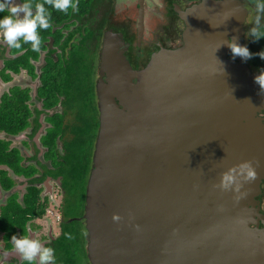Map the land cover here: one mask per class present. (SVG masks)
<instances>
[{"label": "water", "instance_id": "obj_1", "mask_svg": "<svg viewBox=\"0 0 264 264\" xmlns=\"http://www.w3.org/2000/svg\"><path fill=\"white\" fill-rule=\"evenodd\" d=\"M177 12L185 46L162 49L142 71L106 35L85 214L90 262L264 264V92L259 72L228 47L247 46L251 10L244 0H201ZM246 162L255 181L237 175L239 191L222 188ZM0 254V264L21 258Z\"/></svg>", "mask_w": 264, "mask_h": 264}, {"label": "flooded vegetation", "instance_id": "obj_2", "mask_svg": "<svg viewBox=\"0 0 264 264\" xmlns=\"http://www.w3.org/2000/svg\"><path fill=\"white\" fill-rule=\"evenodd\" d=\"M200 1L73 0L78 10L69 8L67 12H62L52 8L47 0H30L33 5L43 4L50 13L49 27L37 28L41 41L40 51H32L31 42L25 43L23 38L18 40L19 48L9 47L0 41V108L4 104V97L11 96L14 88H20L24 91V106H28L32 112L31 126L17 136L21 137L22 144L15 147L20 149L24 157V174L17 176L9 167L0 165V178L1 171H7L8 177L16 182L13 188L6 190L0 180V191L3 193L0 212L1 208L9 205L15 194L19 196V202L24 200V214L27 213L24 216V238L34 239L43 247L55 249L66 234L77 232L82 239V247L88 253L89 232L85 214L95 150L92 168L76 167L78 165L72 159L74 151L80 154L87 149L75 147L71 142L65 145L59 141V152L50 155L44 139L52 128L51 118L61 114L64 124H77L73 107L68 106L66 97L60 95L57 87L62 83L66 88L75 77V66L85 70L88 87L96 93L100 122L98 87L101 80L106 78L103 74L106 35L113 32L118 36L109 42H122L120 49L126 59L134 70L142 71L162 49L176 51L185 46L183 34L186 24L180 18L177 7L188 10ZM22 2L11 0L9 6ZM32 11L34 16L35 8ZM6 14L7 11L0 13V16ZM20 17H23V13H20ZM14 69H19V72ZM16 80L20 84L12 86ZM49 92L52 98L45 96ZM13 138L16 137L0 132V140L12 143L11 148ZM65 140H71V135L65 136ZM262 188L263 194L259 200L264 214V184ZM30 194L32 198L28 202L33 209L28 208L26 200ZM0 232L3 234L0 253L14 251L15 248L7 246L4 233ZM19 238L22 239L21 236ZM87 255L90 262L89 253ZM2 259L3 256L0 261ZM6 263L39 264V256L32 262L11 257Z\"/></svg>", "mask_w": 264, "mask_h": 264}, {"label": "trees", "instance_id": "obj_3", "mask_svg": "<svg viewBox=\"0 0 264 264\" xmlns=\"http://www.w3.org/2000/svg\"><path fill=\"white\" fill-rule=\"evenodd\" d=\"M244 1L251 10L247 24L246 45L249 51L255 54L264 50V39L256 41L250 34V30L253 28L259 32H264V11L259 10L257 7L262 0ZM22 60L24 61L23 58ZM248 64L256 72H259L260 68H264V60L257 55L249 59ZM14 70L17 73L19 72V69ZM74 70L75 77L69 81L66 88L61 83L57 89L60 90V95L66 97L68 106L73 107V115L77 124L71 126L64 124L61 114L51 118L53 125L49 130L48 136L44 139V144L49 147L50 155H53L52 153L54 152H59L57 147L59 141L65 145L71 142L75 147L85 148L87 149L85 153L78 154L75 150V156L71 154L72 159L78 165L76 167L92 168V156L100 127L96 93L88 87V78L85 76V70L82 71L76 66ZM45 96L52 98L50 92ZM68 114L69 110L66 112V115ZM31 116V110L28 109V106H24V91L20 88H14L11 96L6 95L4 97V104L0 108V132H6L12 137L21 135L24 130L31 126ZM68 135H71V140H65V136ZM11 144L8 141L0 140V165L9 167L15 175L22 176L24 174V157L20 149L11 148ZM27 174L29 175L30 173L27 171ZM0 180L1 185L6 190L13 188L16 183L13 178L8 177L7 171H1ZM31 198L32 194L26 196L28 208L33 209L30 202H28V199L30 200ZM26 214H24V200L22 203L19 202L17 194L9 201V205L1 209L0 230L4 233L9 248H14L13 237L18 238L21 236L22 239L24 238V225L26 224L24 216ZM80 242H82V239L77 232L66 234L54 249L56 264H91L88 260V253Z\"/></svg>", "mask_w": 264, "mask_h": 264}, {"label": "clouds", "instance_id": "obj_4", "mask_svg": "<svg viewBox=\"0 0 264 264\" xmlns=\"http://www.w3.org/2000/svg\"><path fill=\"white\" fill-rule=\"evenodd\" d=\"M48 4L55 10L67 12L69 8L73 11L78 10L77 4L73 0H47ZM11 0H0V13L7 11L8 14L0 16V37L2 42L6 43L9 47L19 48L18 40L23 38L25 43L31 42L32 51H40V38L37 33V28L46 29L49 27V15L45 10L43 4L33 5L30 0H23L19 4H11ZM258 9L264 11V0L257 5ZM35 8V15L33 16L32 9ZM23 13V17H20ZM250 34L256 41L264 39V32H259L253 28ZM233 57L239 56L246 62L252 59L254 55L259 56L264 60V50L259 53L253 54L249 51L247 46H242L231 40L228 42ZM254 83L258 84L261 91L264 92V68L259 69V74L254 76ZM237 175L242 176L244 180L252 182L257 178L255 168L251 163H243L239 166V172L235 169L229 170L222 177L221 187L229 189L236 185L235 190L239 191L240 187L237 184ZM118 219V217H117ZM13 245L21 259L24 261L32 262L34 258L39 256V264H56L55 250L49 247H43L36 240L27 238L18 239L12 238Z\"/></svg>", "mask_w": 264, "mask_h": 264}, {"label": "rangeland", "instance_id": "obj_5", "mask_svg": "<svg viewBox=\"0 0 264 264\" xmlns=\"http://www.w3.org/2000/svg\"><path fill=\"white\" fill-rule=\"evenodd\" d=\"M248 27V26H247ZM247 38V37H246ZM20 83H19V80H16L13 84H12V86H16V85H19ZM22 86V85H21ZM6 88V87H5ZM8 89V88H7ZM1 90V89H0ZM4 90V89H3ZM12 142H13V145H12V148L13 147H20L21 146V144H22V142H21V140H19V138L18 137H16V138H13V140H12ZM3 199V193H1V191H0V201ZM2 209V208H1ZM2 233L0 232V245H2Z\"/></svg>", "mask_w": 264, "mask_h": 264}]
</instances>
